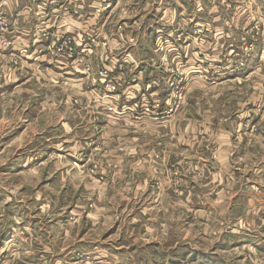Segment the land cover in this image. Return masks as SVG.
Returning a JSON list of instances; mask_svg holds the SVG:
<instances>
[{
  "label": "rangeland",
  "instance_id": "374dc122",
  "mask_svg": "<svg viewBox=\"0 0 264 264\" xmlns=\"http://www.w3.org/2000/svg\"><path fill=\"white\" fill-rule=\"evenodd\" d=\"M9 1L0 0V241L6 234L15 241L0 251V264H264V251L256 245L239 248L231 242L218 247L222 229L214 226L228 221V215L204 221L192 209L171 210V199H155L152 188L179 186L180 177L173 166L160 181L134 175L138 167L129 163L133 151L148 155L150 143L137 149L139 140L133 137L137 133L131 130H117L102 139L103 114L94 115V141L86 145L91 153L85 170L93 176L86 193L80 187L66 197L53 194L51 187L44 189L48 185L38 172L28 174L20 164L12 169L13 163L47 143L39 134L42 128H53L59 118L55 112L86 110V103L78 102L83 94L69 85L60 88L41 70L21 79L25 70L20 72V60L15 63L12 54L16 20L9 15L13 5ZM93 1L100 3L95 13L105 9L115 16L114 32L123 31L121 52L137 39L140 47L153 42L152 56L146 57L152 64L155 55L156 76L171 94L167 98L174 107L167 110L187 112L184 119L205 126H230L229 159L232 167L244 172L236 180L252 181L254 170L264 164V0ZM33 4L36 10L39 4L49 8L47 0ZM83 54L84 59L92 56L91 51ZM5 68L10 69L5 72ZM27 110L35 111L23 113ZM38 110L50 111L40 115ZM84 119L77 121L81 124ZM86 135L83 128L76 139ZM49 137L51 145L63 140ZM120 154L127 163L118 167L114 157ZM53 239L60 252L78 251L65 261L53 248ZM87 247H100L114 259H94ZM199 248L206 249L208 258L197 257L202 255Z\"/></svg>",
  "mask_w": 264,
  "mask_h": 264
},
{
  "label": "crops",
  "instance_id": "0c3cea01",
  "mask_svg": "<svg viewBox=\"0 0 264 264\" xmlns=\"http://www.w3.org/2000/svg\"><path fill=\"white\" fill-rule=\"evenodd\" d=\"M12 1H9L13 5L8 9L11 13L9 15L16 20L12 37V45L15 48L12 54L16 59L15 63L17 58L20 60V72L25 70V74L18 73L21 79L27 78L31 71L41 70L55 78L60 88L69 85L77 91L76 93L83 94L84 98L72 96L78 97L80 99L78 102L86 103V110L55 112L59 118L55 119L53 128L50 131L42 128L39 136L47 143L52 138H47L50 134L63 140H57V144L53 143L54 146L50 143L38 146V150L24 155L20 163H13L12 169L21 165L22 170L27 171L28 174L38 172L39 177H43L48 185L44 189L48 190L51 187L53 194L64 193L66 197L68 194L76 193L80 187L83 189L82 192L86 193V189L92 187L93 178L85 170L86 158L91 153V147L88 148L86 145L88 141L90 143L94 141L93 117L97 115L96 113H100L99 115L105 116L100 123L102 124L104 120V129L103 127L101 129L102 139H109L113 135L112 132L115 133L117 130L121 132L131 130L137 133L133 136L135 141L139 140L137 149L146 148L150 143L148 155H143L142 150L133 151L129 163L138 167V170L133 172L134 175H144L160 181L162 176L165 178L171 173L168 167L173 166V172L180 177L179 186L165 185L152 188L151 194L155 195V199L159 197L161 201L171 199L169 204L171 210L192 209L196 212L195 215L199 214L204 221L205 217L216 218L228 215L230 217L228 221L220 220L219 226H214L218 231L222 229L218 247H227L232 242L239 248L252 244L256 245V249L264 251V164H260V167L254 170L252 181L249 179L240 184L236 179L244 172L232 167L228 155L230 126L221 123L205 126L199 124V121L191 122L189 119H184L183 116L187 112L167 110L166 103L169 100L167 97L171 94L168 95L165 81L159 80L156 76L155 66L158 62L153 59L155 55L151 59L152 64L149 62V57H146V55L152 56L151 51H154L152 41L140 47L137 45V39L125 52H121L123 45L120 40L123 39L121 37L123 31L114 32L115 16H111L105 9H99V12L95 13L100 3L93 0H47L48 10L41 4L36 10L34 0ZM30 20L35 23L30 24ZM63 38H71L74 47L80 46L73 58L57 54L59 42ZM86 46L92 56L84 59L83 48ZM188 57H191L190 53ZM12 68L14 69V65ZM102 68L109 70L113 82L126 81L123 89L128 90L119 92L121 95L119 103L113 99H102L105 92L98 75ZM9 69L5 68V72ZM16 70L19 72L18 67ZM43 81L49 83L47 80ZM146 99L162 103L158 120L146 116L139 118L140 110H134L135 104L142 103ZM88 105L94 110H88ZM109 107L113 110H107ZM34 111L27 110L23 113L30 115ZM49 111L38 110L40 115L49 114ZM78 118H85V122L79 124ZM83 128L87 137L79 138L78 141L76 136ZM145 141L147 143H144ZM115 158L118 167L127 163L125 158L123 161L121 154ZM163 209H167V206L163 205ZM236 220L238 223H235ZM243 221L246 226H241ZM225 229L228 231L222 238ZM13 241H15L13 236L6 234L0 241V251L5 250ZM51 243L65 261L78 251L76 249L60 252L55 246L54 239ZM87 248L89 249L87 253L93 255L94 259L100 257L114 259L111 256L106 257L107 251L100 247ZM199 249L202 250L200 252L202 255L197 257L208 258L206 249ZM216 250L217 247L215 253ZM58 260L61 259H56L55 262ZM121 261L123 263L124 260Z\"/></svg>",
  "mask_w": 264,
  "mask_h": 264
},
{
  "label": "built area",
  "instance_id": "2783aa9c",
  "mask_svg": "<svg viewBox=\"0 0 264 264\" xmlns=\"http://www.w3.org/2000/svg\"><path fill=\"white\" fill-rule=\"evenodd\" d=\"M58 45L57 48V54L60 56L61 54L64 56H68L69 58H73L75 51L80 48V46H73V42L71 38H63ZM72 46V47H71ZM85 51H89L90 49L86 47L83 48ZM67 50L69 52L67 53ZM98 75L100 77L99 82L104 87V96L103 100L106 99H113L115 102H118L121 100V95L119 92L128 90V89H123L125 87V82L121 81H115L113 82L109 73V70L106 68H102L99 72ZM131 95V94H130ZM132 96V95H131ZM171 99L168 100L166 103L167 108H173L174 105L170 101ZM134 110H140L138 113L139 118L146 116L148 118H151L153 120H158V117L160 116V110L162 108V103L160 101H153V100H143L142 103H137L134 105ZM107 110L111 111L113 110L112 107H109ZM172 110V109H171ZM170 110V111H171Z\"/></svg>",
  "mask_w": 264,
  "mask_h": 264
}]
</instances>
